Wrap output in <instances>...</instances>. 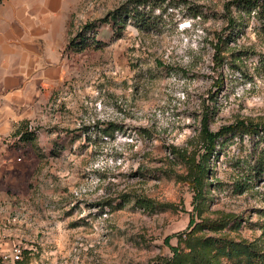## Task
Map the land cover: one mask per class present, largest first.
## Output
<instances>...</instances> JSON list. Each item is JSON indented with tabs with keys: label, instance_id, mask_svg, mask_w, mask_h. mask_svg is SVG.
<instances>
[{
	"label": "rangeland",
	"instance_id": "374dc122",
	"mask_svg": "<svg viewBox=\"0 0 264 264\" xmlns=\"http://www.w3.org/2000/svg\"><path fill=\"white\" fill-rule=\"evenodd\" d=\"M126 1H12L11 19L33 24L19 82L0 87V264H178L170 245L181 264H245L224 255L238 242L264 252V131L219 139L196 210L168 149H201L206 107L212 129L264 122V13L152 0L139 8L152 9L146 24L132 14L117 31L103 23ZM228 13H240L234 30ZM86 22V46L68 49ZM25 129L33 138H19ZM191 216L192 235L213 244L197 246L201 263L174 235Z\"/></svg>",
	"mask_w": 264,
	"mask_h": 264
},
{
	"label": "trees",
	"instance_id": "16d2710c",
	"mask_svg": "<svg viewBox=\"0 0 264 264\" xmlns=\"http://www.w3.org/2000/svg\"><path fill=\"white\" fill-rule=\"evenodd\" d=\"M1 1V0H0ZM165 1V0H160ZM152 3V0H127L126 2L120 4L115 9L109 11L108 17L103 19V23H107L111 26V28H115L117 31L119 27L125 24V19L128 14H132L137 19V25L146 24L153 18L152 9L143 10L139 9L142 5H148ZM230 3H234L236 8V12L244 10L247 13L255 10L257 13H264V1L260 0H232ZM228 7V5H227ZM231 11V10H230ZM240 13H236L234 16L231 13H228L226 19H228L227 25L230 30H234L238 27V25L242 24ZM93 24L90 22L84 23L81 28L76 31L72 37H70L67 48L73 51L82 50L86 44L88 38L85 35V32L89 28H93ZM93 36V35H92ZM91 36V37H92ZM118 36V35H116ZM218 38H221L219 36ZM94 39V38H91ZM96 40L95 44H99L101 39ZM216 47H219L218 43H215ZM219 49V48H218ZM221 60V57L219 58ZM211 109H205L200 119V128L198 131V138L201 149H196L191 152L187 150L186 147H181L176 144H169L168 149L170 153L177 159L181 160L186 166V173L183 177L185 182L194 192V201L193 207L196 210L197 208V199L201 198L204 193V189L207 184V176L209 174V158L214 153L217 142L222 137L227 136L231 133H246L253 134L259 133V131H264V122L263 123H254L250 120L238 119L234 122L228 124H222L217 129H212L209 124V119L211 118ZM115 126L112 122H107L105 126L101 128V130L105 134H111ZM19 138L23 140H27L33 138L32 134L28 133L27 130L20 131ZM230 221V218H223L221 221V225L225 226ZM193 225L192 229L189 231H180L175 233L174 235L177 238V244L181 242H185L187 246L190 247V252H192L193 256L197 257V262L201 263L203 258L198 254L197 246L199 244L205 245L209 249L213 246L208 238H206L207 242L203 243L202 239L195 237L192 235L194 227L197 225L194 217L190 218V225ZM209 224V222H208ZM166 241H168V237H166ZM173 250L174 257L177 258L178 264H181L180 252L178 249V245H170ZM229 253L225 252L224 255L227 257L230 256L233 252L238 255L239 260L244 262L245 264H264V252L258 251L255 248V245L247 242H238L230 244ZM170 264V262H168Z\"/></svg>",
	"mask_w": 264,
	"mask_h": 264
},
{
	"label": "crops",
	"instance_id": "0c3cea01",
	"mask_svg": "<svg viewBox=\"0 0 264 264\" xmlns=\"http://www.w3.org/2000/svg\"><path fill=\"white\" fill-rule=\"evenodd\" d=\"M14 0H6L5 4L0 8V87L5 85L16 84L19 82L20 69H16V61H21V37L23 36V31H31V23L28 24V29H25L23 19H11L15 14V9H13ZM21 9V6L19 7ZM21 11V10H20ZM10 19H7V18ZM33 24V23H32ZM34 26V25H33ZM29 36L30 32L26 33ZM44 34V33H43ZM26 36V37H27ZM12 44L13 50L12 55L7 52L9 44ZM27 58V57H25ZM12 59V63L11 62ZM6 71L18 72V74L6 75Z\"/></svg>",
	"mask_w": 264,
	"mask_h": 264
},
{
	"label": "built area",
	"instance_id": "2783aa9c",
	"mask_svg": "<svg viewBox=\"0 0 264 264\" xmlns=\"http://www.w3.org/2000/svg\"><path fill=\"white\" fill-rule=\"evenodd\" d=\"M19 254H20V249L18 247L14 248L12 252V258L13 259L19 258Z\"/></svg>",
	"mask_w": 264,
	"mask_h": 264
}]
</instances>
